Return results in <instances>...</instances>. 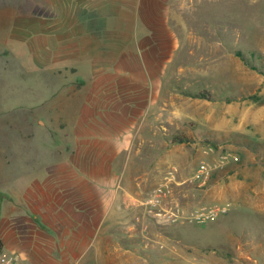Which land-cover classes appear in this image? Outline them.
<instances>
[{
	"label": "rangeland",
	"instance_id": "obj_1",
	"mask_svg": "<svg viewBox=\"0 0 264 264\" xmlns=\"http://www.w3.org/2000/svg\"><path fill=\"white\" fill-rule=\"evenodd\" d=\"M91 157L133 196L115 228L124 250L147 264H264V0H0V232L30 214L50 167ZM170 170L186 216L227 213L154 219L143 204Z\"/></svg>",
	"mask_w": 264,
	"mask_h": 264
},
{
	"label": "crops",
	"instance_id": "obj_2",
	"mask_svg": "<svg viewBox=\"0 0 264 264\" xmlns=\"http://www.w3.org/2000/svg\"><path fill=\"white\" fill-rule=\"evenodd\" d=\"M104 85L117 90L112 83ZM141 88L135 84L136 90ZM117 94L109 95L111 101L106 104L115 99L120 101ZM125 113L129 115L128 111ZM96 132L85 136L89 140L94 138V148L101 146L102 139ZM80 137L83 139V135ZM90 159L62 162L48 169L54 179L32 190L27 205L30 214L13 211L14 226L7 234L0 232V244L8 254H11L8 249L26 252L24 264H147L145 258L124 250L115 240L116 226L131 221L133 196L116 184L115 175L109 173L113 170L110 164L103 163L101 169L100 163L95 162L99 159ZM19 221L26 224L19 227Z\"/></svg>",
	"mask_w": 264,
	"mask_h": 264
},
{
	"label": "built area",
	"instance_id": "obj_3",
	"mask_svg": "<svg viewBox=\"0 0 264 264\" xmlns=\"http://www.w3.org/2000/svg\"><path fill=\"white\" fill-rule=\"evenodd\" d=\"M211 165H203L197 172L195 180L201 187L206 185L207 180L211 176ZM183 185L180 182L177 171L170 170L166 177H164L161 183L153 190L146 200L143 206H145L154 217V219L164 220L169 223H177L179 219L186 217L192 220H196L198 223H205L209 217L217 215H224L226 209L220 206L213 207L208 214L204 212H193L187 214L181 206L173 199V191L175 187ZM0 264H24L22 258L17 254H8L4 247L0 244Z\"/></svg>",
	"mask_w": 264,
	"mask_h": 264
},
{
	"label": "trees",
	"instance_id": "obj_4",
	"mask_svg": "<svg viewBox=\"0 0 264 264\" xmlns=\"http://www.w3.org/2000/svg\"><path fill=\"white\" fill-rule=\"evenodd\" d=\"M238 55H239L240 57H243L245 61L247 60V58L244 57V55H243L242 52H238ZM186 142L188 143V140H178V143H186Z\"/></svg>",
	"mask_w": 264,
	"mask_h": 264
}]
</instances>
